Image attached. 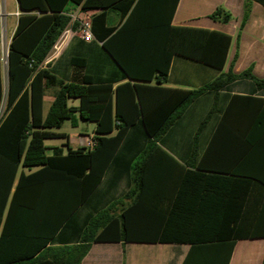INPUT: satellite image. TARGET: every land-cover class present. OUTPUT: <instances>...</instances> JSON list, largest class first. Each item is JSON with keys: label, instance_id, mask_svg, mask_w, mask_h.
<instances>
[{"label": "trees", "instance_id": "obj_1", "mask_svg": "<svg viewBox=\"0 0 264 264\" xmlns=\"http://www.w3.org/2000/svg\"><path fill=\"white\" fill-rule=\"evenodd\" d=\"M17 1L22 14L8 46L5 94L0 48V107L5 96L0 117V264H80L98 242L187 244L183 264L197 250L210 255L212 264H228L236 241L261 234L249 216H264V99L229 96L203 146L200 135L217 112L214 102L194 130L185 158L176 157L167 142L203 92L212 91L217 98L219 90L242 79L250 80L255 91L264 90V79L251 70L234 75L231 63L221 73L229 36L172 26L179 0ZM71 5L102 11L92 19V33L116 72L106 83L94 84L82 73L85 64L79 58L72 63L70 82L49 64L42 66L69 23ZM109 11L120 14V26H105ZM249 13L246 2L239 31ZM210 18L226 24L231 16L218 8ZM173 56L218 77L199 89L163 88ZM120 81L125 82L113 89ZM48 89L54 90L53 98L44 113ZM72 99L79 101L78 107L68 105ZM237 100L247 102V124L233 120ZM76 114L95 123L94 147L74 151L65 144L66 155L59 147L48 148L46 140L67 138L55 130L65 121L76 127ZM108 171L113 172L111 185L126 176L128 190L105 208L94 207L78 226L76 212ZM166 200L173 201L169 210L161 207ZM230 206L236 211L232 222ZM60 234L68 241L78 237L77 244L64 245L62 256L48 246Z\"/></svg>", "mask_w": 264, "mask_h": 264}, {"label": "crops", "instance_id": "obj_2", "mask_svg": "<svg viewBox=\"0 0 264 264\" xmlns=\"http://www.w3.org/2000/svg\"><path fill=\"white\" fill-rule=\"evenodd\" d=\"M246 2L250 4V13L243 28L239 31L243 17V8ZM78 7L80 6H68L67 16ZM218 8H221L231 16L228 23L223 24L210 18V15ZM90 11L93 17L102 12L101 10ZM21 14L22 11L17 0H0V34L4 38V46L7 48L15 33L18 17ZM121 22L122 18L117 11L106 12V27L115 28L120 26ZM171 24L174 27L204 29L229 36L231 39L230 46L221 73H226L230 64L233 63L232 73L234 75L251 70V74L255 78L259 80L264 79V0H179ZM101 46L102 43L96 41L95 37L91 42H84L74 35L69 38L61 54L48 66L53 68L56 75L64 82H70L74 72L72 63L73 61L75 63L76 59L79 58L84 60L85 64L82 73L91 76L94 84L106 83L116 75V72L109 60L102 55ZM0 48L2 53L3 49L1 46ZM217 77L218 74L213 75L200 64L173 56L170 71L161 87L168 89H199L211 83ZM125 81L114 83L113 89ZM154 83L153 81L151 85ZM53 91V89L46 90L44 113L50 107ZM217 95L218 97L215 98L214 92H203L187 108L176 126L178 128L177 131L167 138V142L173 147V153L176 157H186L188 144L191 141L194 130L212 109L214 102L217 101V105L215 106L217 112L210 118L200 135V141L203 146L209 141L221 116V112L228 102L229 96H252L264 99V90L257 92L250 80L242 79L233 82L229 90H219ZM235 103L233 120L243 121L244 119L247 124L249 120L248 106L244 107V105H247L244 103L247 102H242V100L238 102L237 100ZM68 105L70 107H78L79 101L72 99ZM243 110L246 112L245 115L243 114ZM75 118L77 120L76 127H72L70 121H65L60 129L55 130L57 133L66 134V139L46 140L45 145L48 148H61L62 155H66L68 151L67 147H63L65 144L74 151L86 148V139L94 138L96 125L93 122L82 121L77 114ZM65 123H68L69 131H63ZM54 141L58 142L52 143ZM48 154H51V151H48ZM112 174V171L106 173L96 191L90 196L86 204L76 212L75 223L78 226L84 223V220L92 213L94 207L105 208L115 198L120 197L128 190V178L125 176L114 185H111L110 179ZM248 188L252 190L256 189L252 184H249ZM151 205L153 204L151 203ZM172 205L173 201L169 200L161 203V207L165 210H169ZM231 211H233L232 206H230L228 215L230 222L236 216L235 209L234 214ZM249 217V220L257 223V230L261 231V234L253 235L249 239L236 241L228 264H264V216L253 214ZM258 224H261V226H258ZM67 242L70 246L77 244L78 237L75 236L68 241L60 234L48 246L53 248L58 256H62L61 249L64 248ZM189 251L190 246L187 244L98 242L92 243L80 264H183ZM200 251L203 250H197L188 264H212L211 256H201L198 253H204V251ZM214 264H216L215 260Z\"/></svg>", "mask_w": 264, "mask_h": 264}, {"label": "built area", "instance_id": "obj_3", "mask_svg": "<svg viewBox=\"0 0 264 264\" xmlns=\"http://www.w3.org/2000/svg\"><path fill=\"white\" fill-rule=\"evenodd\" d=\"M70 22L61 36L58 38L54 46L49 52L48 57L43 61L42 66H47L55 60L63 51L68 40L72 36L79 37L84 42H91L94 40L92 33V17L91 11L82 10L81 7L76 8L70 15ZM4 38L0 34V46L2 47V60L3 52L5 50V64L7 61L8 48L4 46ZM95 145L94 138H87L85 142L86 148L92 149Z\"/></svg>", "mask_w": 264, "mask_h": 264}, {"label": "rangeland", "instance_id": "obj_4", "mask_svg": "<svg viewBox=\"0 0 264 264\" xmlns=\"http://www.w3.org/2000/svg\"><path fill=\"white\" fill-rule=\"evenodd\" d=\"M2 67H3V70H4V94H5V91H6V78H5V73H6V64H5V50L3 52V60H2ZM4 109H5V96H4V100H3V103L0 107V117L2 116L3 112H4ZM70 128H69V125L68 123H65L64 127H63V131H69ZM58 141H54L52 143H57Z\"/></svg>", "mask_w": 264, "mask_h": 264}, {"label": "water", "instance_id": "obj_5", "mask_svg": "<svg viewBox=\"0 0 264 264\" xmlns=\"http://www.w3.org/2000/svg\"><path fill=\"white\" fill-rule=\"evenodd\" d=\"M7 57H8V54H7ZM6 69H7V61H6Z\"/></svg>", "mask_w": 264, "mask_h": 264}]
</instances>
